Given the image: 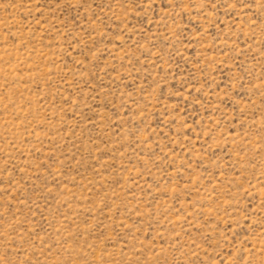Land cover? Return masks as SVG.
<instances>
[{"label": "rangeland", "instance_id": "1", "mask_svg": "<svg viewBox=\"0 0 264 264\" xmlns=\"http://www.w3.org/2000/svg\"><path fill=\"white\" fill-rule=\"evenodd\" d=\"M0 264H264V0H0Z\"/></svg>", "mask_w": 264, "mask_h": 264}]
</instances>
